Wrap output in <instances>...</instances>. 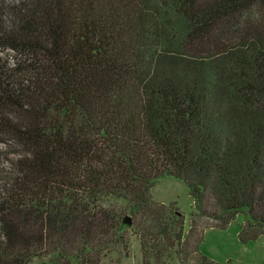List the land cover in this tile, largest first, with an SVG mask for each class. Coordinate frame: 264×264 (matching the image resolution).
Here are the masks:
<instances>
[{"label":"trees","instance_id":"obj_1","mask_svg":"<svg viewBox=\"0 0 264 264\" xmlns=\"http://www.w3.org/2000/svg\"><path fill=\"white\" fill-rule=\"evenodd\" d=\"M0 49V264H103L131 237L141 264H215L203 230L239 211L238 241L264 237V0H0Z\"/></svg>","mask_w":264,"mask_h":264},{"label":"rangeland","instance_id":"obj_2","mask_svg":"<svg viewBox=\"0 0 264 264\" xmlns=\"http://www.w3.org/2000/svg\"><path fill=\"white\" fill-rule=\"evenodd\" d=\"M0 57L13 64L18 54L8 49H0ZM18 152L20 148L16 144L0 142V179L11 171L10 163L16 158ZM150 192L155 201L165 204L175 203L178 211L184 216V231H186L192 199L185 183L173 177L162 176L153 182ZM244 213L239 211L234 221L225 229L206 227L203 230L199 251L212 259L215 264H264L263 236L247 243H240L237 239L239 225L246 218ZM199 222L200 226H204L206 222H212V219L203 216ZM123 223V228L128 229V223ZM170 263L177 264V261L172 259ZM103 264H141L138 241L131 237L126 252L121 249L117 255L107 258Z\"/></svg>","mask_w":264,"mask_h":264},{"label":"water","instance_id":"obj_3","mask_svg":"<svg viewBox=\"0 0 264 264\" xmlns=\"http://www.w3.org/2000/svg\"><path fill=\"white\" fill-rule=\"evenodd\" d=\"M125 220H127V217L125 218Z\"/></svg>","mask_w":264,"mask_h":264}]
</instances>
